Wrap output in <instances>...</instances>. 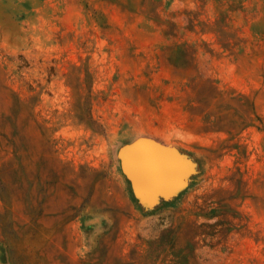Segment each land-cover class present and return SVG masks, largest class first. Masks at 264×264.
I'll return each instance as SVG.
<instances>
[{
  "label": "rangeland",
  "instance_id": "rangeland-1",
  "mask_svg": "<svg viewBox=\"0 0 264 264\" xmlns=\"http://www.w3.org/2000/svg\"><path fill=\"white\" fill-rule=\"evenodd\" d=\"M0 264H264V0H0Z\"/></svg>",
  "mask_w": 264,
  "mask_h": 264
}]
</instances>
